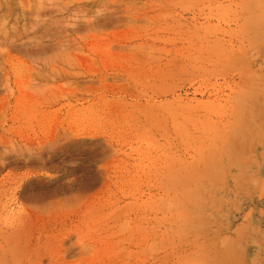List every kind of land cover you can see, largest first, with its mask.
<instances>
[{"label":"rangeland","instance_id":"rangeland-1","mask_svg":"<svg viewBox=\"0 0 264 264\" xmlns=\"http://www.w3.org/2000/svg\"><path fill=\"white\" fill-rule=\"evenodd\" d=\"M0 264H264V0H0Z\"/></svg>","mask_w":264,"mask_h":264}]
</instances>
